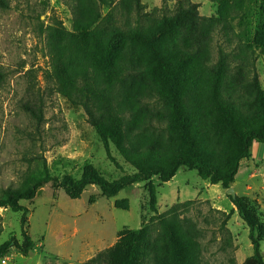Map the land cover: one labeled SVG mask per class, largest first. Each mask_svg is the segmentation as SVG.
<instances>
[{
  "label": "trees",
  "instance_id": "1",
  "mask_svg": "<svg viewBox=\"0 0 264 264\" xmlns=\"http://www.w3.org/2000/svg\"><path fill=\"white\" fill-rule=\"evenodd\" d=\"M64 2L73 15L74 32L49 28L57 38L50 45L53 61L42 73L48 84L45 90L81 106L104 145L112 144L135 170L111 182L91 168L79 179L66 176L61 183L66 194L77 199L95 185L104 196L112 197L153 177L169 181L181 167L229 188L241 161L250 157L252 143H264V90L253 45L228 20L201 16L199 5L191 0H177L172 13L162 7L159 17L146 12L141 0ZM12 3L0 0V10L11 9ZM215 35L227 44L217 43L213 59ZM8 78L0 64V89ZM24 78L21 108L39 126L44 122L47 95L36 69H28ZM223 129L236 143L227 167L217 161L216 149L208 141L210 131L217 134ZM51 182L59 181L44 164L41 175L27 185L5 189L0 207L26 215L28 209L20 201L34 199ZM149 194L156 216L139 230H124L113 248L85 264H202L198 226L180 214L190 201L157 215L153 183H149ZM234 203L249 226L253 245L252 256L243 264H264L260 245L264 227L249 214L244 198L236 197ZM116 205L127 208L125 202ZM14 240L0 246V257ZM14 244L24 254L33 248L25 234L21 245Z\"/></svg>",
  "mask_w": 264,
  "mask_h": 264
},
{
  "label": "rangeland",
  "instance_id": "2",
  "mask_svg": "<svg viewBox=\"0 0 264 264\" xmlns=\"http://www.w3.org/2000/svg\"><path fill=\"white\" fill-rule=\"evenodd\" d=\"M141 1L145 11L157 17L162 7L172 13L177 2ZM191 1L199 5L201 16L228 20L236 33L253 45L256 72L264 90V0ZM49 28L63 34L74 32L73 15L64 0H13L11 9L0 10V64L9 74L7 84L0 89V195L40 176L44 164L59 181L43 185L34 199L20 201L28 209L26 215L0 207V246L15 239L0 257V264H85L97 258L119 242L124 230H139L156 216L150 209L149 183L156 187L157 215L190 201L180 214L198 226L202 264H243L253 254L250 229L228 189L244 198L249 214L264 227V143H252L250 157L241 161L229 188L181 167L169 181L153 177L112 197L91 185L79 198H70L61 187L66 176L79 179L91 168L111 182L135 170L112 144L108 148L104 145L81 106L59 93L46 92L42 73L53 61L50 45L57 38L55 30ZM217 43L227 44L215 35L213 59ZM31 68L37 70L39 85L47 95L44 122L39 126L21 108L24 73ZM201 86L206 88L205 81ZM225 132L210 131L208 141L216 149L217 161L227 167L236 143ZM170 140L176 143L173 135ZM117 201L125 202L127 208L117 206ZM24 234L33 243L27 254L14 244L21 245ZM260 245L264 258V234Z\"/></svg>",
  "mask_w": 264,
  "mask_h": 264
},
{
  "label": "water",
  "instance_id": "3",
  "mask_svg": "<svg viewBox=\"0 0 264 264\" xmlns=\"http://www.w3.org/2000/svg\"><path fill=\"white\" fill-rule=\"evenodd\" d=\"M228 193L232 195V197L235 199L237 197L236 193L233 191V189H228Z\"/></svg>",
  "mask_w": 264,
  "mask_h": 264
}]
</instances>
